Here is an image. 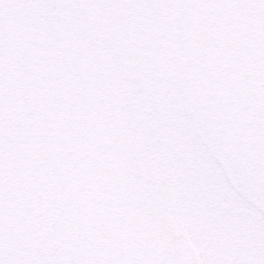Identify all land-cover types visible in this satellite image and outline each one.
Returning a JSON list of instances; mask_svg holds the SVG:
<instances>
[{
  "label": "snow or ice",
  "instance_id": "1",
  "mask_svg": "<svg viewBox=\"0 0 264 264\" xmlns=\"http://www.w3.org/2000/svg\"><path fill=\"white\" fill-rule=\"evenodd\" d=\"M0 264H264V0H0Z\"/></svg>",
  "mask_w": 264,
  "mask_h": 264
}]
</instances>
